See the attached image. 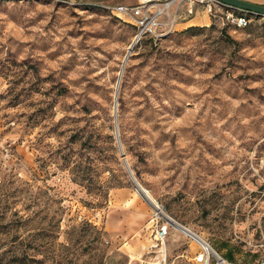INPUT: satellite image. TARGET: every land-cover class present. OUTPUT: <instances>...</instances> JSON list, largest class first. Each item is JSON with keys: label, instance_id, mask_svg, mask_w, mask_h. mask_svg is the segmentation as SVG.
<instances>
[{"label": "rangeland", "instance_id": "1", "mask_svg": "<svg viewBox=\"0 0 264 264\" xmlns=\"http://www.w3.org/2000/svg\"><path fill=\"white\" fill-rule=\"evenodd\" d=\"M135 1L0 0V264H154L156 220L167 264H194L115 124L165 214L264 264V14L199 12L128 52L104 5Z\"/></svg>", "mask_w": 264, "mask_h": 264}, {"label": "built area", "instance_id": "2", "mask_svg": "<svg viewBox=\"0 0 264 264\" xmlns=\"http://www.w3.org/2000/svg\"><path fill=\"white\" fill-rule=\"evenodd\" d=\"M225 6V17L236 26H244L248 19L244 15H235L234 7L223 4L217 0H136L132 4L104 5L117 15L126 16L135 27V38L140 39L145 35L161 36L173 29L178 19L186 21L199 12H205L208 17ZM168 228L156 220L152 227V246L157 247L158 256L154 264H167L166 250L164 247ZM197 243V248L191 253H186L194 264H229L207 242L198 243L191 234H186Z\"/></svg>", "mask_w": 264, "mask_h": 264}, {"label": "water", "instance_id": "3", "mask_svg": "<svg viewBox=\"0 0 264 264\" xmlns=\"http://www.w3.org/2000/svg\"><path fill=\"white\" fill-rule=\"evenodd\" d=\"M223 4H226V5H229V6H232L234 8H238V9H241V10H245V11H249V12H255V13H258V14H264V5H259V4H256V3H252V2H249V1H245V0H217ZM136 41V38L134 39V41L132 42V44ZM115 133H116V139H117V144H118V149H119V152H120V155L122 156V161H123V164L130 176V178L132 179L134 185H135V188L136 190L143 196L146 195V191L140 186V184L137 182L132 170L130 169L125 157L123 156L124 153H123V150H122V146H121V143H120V140L118 138V133H117V127H116V124H115Z\"/></svg>", "mask_w": 264, "mask_h": 264}, {"label": "bare ground", "instance_id": "4", "mask_svg": "<svg viewBox=\"0 0 264 264\" xmlns=\"http://www.w3.org/2000/svg\"><path fill=\"white\" fill-rule=\"evenodd\" d=\"M135 39V38H134ZM134 39H133V41H134ZM132 41V42H133ZM132 42L130 43V45H129V47H128V49H127V51L129 52L131 49H132V47H133V45H134V43L132 44ZM127 52V53H128ZM129 55V54H128ZM126 58V57H125ZM124 58V59H125ZM125 62V61H124ZM121 67H122V65H121ZM147 202H148V204L154 209V210H156V213H160L161 215H163L164 217H166L169 221H171L172 223H174L176 226H178V227H180L181 229H183L185 232H187V233H189V234H191V236L193 237V238H195L197 241H199L201 244H205V243H207L205 240H203L201 237H199L197 234H195V233H193V232H191L190 230H188L186 227H184L182 224H180V223H178L177 221H175L173 218H171L170 216H168L167 214H165L161 209H160V207L158 206V204L156 203V201L147 193V191H146V195L145 196H143V195H141Z\"/></svg>", "mask_w": 264, "mask_h": 264}, {"label": "crops", "instance_id": "5", "mask_svg": "<svg viewBox=\"0 0 264 264\" xmlns=\"http://www.w3.org/2000/svg\"><path fill=\"white\" fill-rule=\"evenodd\" d=\"M245 1H249L252 3L259 4V5H264V0H245ZM205 20H206L205 15L197 13L194 16L187 19L186 21L182 22V24H193V23H198V22H204Z\"/></svg>", "mask_w": 264, "mask_h": 264}, {"label": "trees", "instance_id": "6", "mask_svg": "<svg viewBox=\"0 0 264 264\" xmlns=\"http://www.w3.org/2000/svg\"><path fill=\"white\" fill-rule=\"evenodd\" d=\"M227 258H228L229 260H231V259H232V256H231L230 254H228V255H227Z\"/></svg>", "mask_w": 264, "mask_h": 264}]
</instances>
